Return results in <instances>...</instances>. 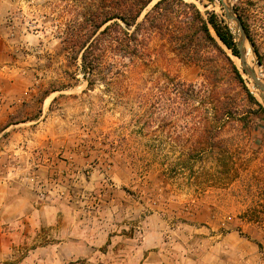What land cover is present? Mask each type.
<instances>
[{
    "label": "rangeland",
    "instance_id": "374dc122",
    "mask_svg": "<svg viewBox=\"0 0 264 264\" xmlns=\"http://www.w3.org/2000/svg\"><path fill=\"white\" fill-rule=\"evenodd\" d=\"M100 1L0 0V264H264V101L239 58L242 83L152 35L135 67L83 71ZM184 1L237 39L239 15L264 80V0Z\"/></svg>",
    "mask_w": 264,
    "mask_h": 264
},
{
    "label": "trees",
    "instance_id": "16d2710c",
    "mask_svg": "<svg viewBox=\"0 0 264 264\" xmlns=\"http://www.w3.org/2000/svg\"><path fill=\"white\" fill-rule=\"evenodd\" d=\"M151 2L152 6L143 13ZM238 18L246 39L256 53L246 23L239 15ZM83 25L90 35L80 46L83 71H97L101 65L106 68L105 71H120L122 67L117 65L135 67L149 56L147 42L152 35H156L183 61L198 63L211 57L215 63L222 62L243 82L239 68L223 49L227 48L239 58L238 39L215 12L204 15L192 2L101 0L99 5L88 11L84 22L79 23L77 28ZM250 97L254 99L252 95ZM256 103L264 113L261 104Z\"/></svg>",
    "mask_w": 264,
    "mask_h": 264
},
{
    "label": "water",
    "instance_id": "95a60500",
    "mask_svg": "<svg viewBox=\"0 0 264 264\" xmlns=\"http://www.w3.org/2000/svg\"><path fill=\"white\" fill-rule=\"evenodd\" d=\"M224 7L226 10H228V7L224 4ZM227 14V13H226ZM233 20L236 21L240 35L238 37V51H239V61L242 66V70L253 80L254 84L264 91V85L259 80V77H257L255 71L249 67L245 62V49L243 47V43L246 39L245 30L243 28V25L241 24V21L239 20L238 16H231Z\"/></svg>",
    "mask_w": 264,
    "mask_h": 264
},
{
    "label": "bare ground",
    "instance_id": "6f19581e",
    "mask_svg": "<svg viewBox=\"0 0 264 264\" xmlns=\"http://www.w3.org/2000/svg\"><path fill=\"white\" fill-rule=\"evenodd\" d=\"M229 9V8H228ZM246 48V46H245ZM249 51L250 50H246L245 51V62L246 64L249 66V67H252V62H251V56L249 54ZM257 77H259V80L261 81V83L264 85V80L263 78L261 77V75L257 72H255ZM252 80V79H251ZM252 83H253V92L255 93L256 97L260 100V101H264V91H262L261 89H259L253 82L252 80Z\"/></svg>",
    "mask_w": 264,
    "mask_h": 264
},
{
    "label": "crops",
    "instance_id": "0c3cea01",
    "mask_svg": "<svg viewBox=\"0 0 264 264\" xmlns=\"http://www.w3.org/2000/svg\"><path fill=\"white\" fill-rule=\"evenodd\" d=\"M6 104H8V102H6ZM0 108L2 109V107L0 106ZM3 110V109H2ZM0 114H1V110H0ZM19 124H21V122L20 121H17V119L16 120H14V121H12V122H10V124L8 125V126H6L4 129H3V131H5V130H9L10 128H13V126H17V125H19ZM10 168L8 167V171L10 172Z\"/></svg>",
    "mask_w": 264,
    "mask_h": 264
},
{
    "label": "built area",
    "instance_id": "2783aa9c",
    "mask_svg": "<svg viewBox=\"0 0 264 264\" xmlns=\"http://www.w3.org/2000/svg\"><path fill=\"white\" fill-rule=\"evenodd\" d=\"M42 195V193L41 192H38V196L40 197Z\"/></svg>",
    "mask_w": 264,
    "mask_h": 264
}]
</instances>
